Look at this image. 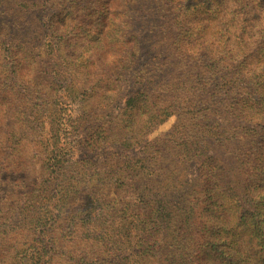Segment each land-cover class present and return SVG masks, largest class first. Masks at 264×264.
Here are the masks:
<instances>
[{"label":"rangeland","instance_id":"rangeland-1","mask_svg":"<svg viewBox=\"0 0 264 264\" xmlns=\"http://www.w3.org/2000/svg\"><path fill=\"white\" fill-rule=\"evenodd\" d=\"M180 2L0 0V264H226L233 236L258 262L249 215L264 175L247 195L227 142L196 145L187 100L201 96L178 86L201 72L187 56L203 40L189 53L174 41ZM211 108L207 123L228 130ZM177 115L186 157L170 150ZM230 180L237 202L223 192ZM142 223L148 245L127 238Z\"/></svg>","mask_w":264,"mask_h":264},{"label":"trees","instance_id":"trees-1","mask_svg":"<svg viewBox=\"0 0 264 264\" xmlns=\"http://www.w3.org/2000/svg\"><path fill=\"white\" fill-rule=\"evenodd\" d=\"M181 1V21L177 27L181 37L178 38L177 34L174 41L179 43V48L181 45L185 46L186 52L189 53L190 49L187 47L192 44V41L203 40L198 43L197 50L194 53L190 52L189 54L192 55L187 56L193 64H201V72L195 74L194 81H183L178 86L184 92H199L201 96L200 105L195 106L196 97L187 100L188 107L192 109V118L199 121V125H193L198 128L199 133H202L196 145H203L201 144L203 142L208 149L227 145L230 158L240 161V164L247 168V175L243 172L245 176L242 179V189L248 195L257 185L255 184L256 176L264 175V172H261L262 168L259 169L260 155L264 152V0ZM189 16L191 18L187 19ZM211 18L214 19V26L212 31H209L208 20ZM214 106L226 112L228 130L218 131L217 126L207 123L205 111L211 114L219 113L218 110L211 108ZM175 117L177 119L172 124L169 136L175 132L173 136L176 139L171 140L173 145L170 150H179L178 154L186 157L193 152V149L188 147V144L193 141L185 138L188 131L183 128L184 124L180 122V115ZM206 138L210 139L213 145L206 142ZM224 142L227 144L225 145ZM52 171L48 169V176L51 177L46 181L47 183L50 181L48 186L53 185ZM122 183L123 187L127 186L124 180ZM164 183L173 189L170 178L164 179ZM237 185L238 182L230 180L223 191L231 194L234 202L235 200L237 202ZM48 186L43 188V193L47 194L46 199H50L49 195L52 193ZM128 186L133 187V184ZM201 186L203 193L204 189L210 187L204 184ZM260 194L261 192H258L252 198L254 208L249 215L253 229L250 237L255 239L254 253L259 255L256 264H264V196ZM215 195V192L210 190L205 200L206 206L211 207L213 202H217L214 201ZM241 220L244 225L248 224L244 217ZM225 224L222 231L227 230L228 224L226 222ZM140 225V230L138 232L134 230L127 235V238L132 237V241L148 245L153 238L151 227H145V223ZM134 228L136 226L133 225L132 229ZM232 239L236 241L231 250L236 254H226V264H252L246 260V255L239 254L244 251L239 238L233 236ZM209 249L212 251L214 246H210ZM148 252L147 250L146 253Z\"/></svg>","mask_w":264,"mask_h":264}]
</instances>
